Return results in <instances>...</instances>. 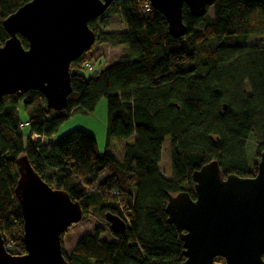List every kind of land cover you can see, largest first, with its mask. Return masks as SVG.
<instances>
[{"label":"trees","instance_id":"obj_1","mask_svg":"<svg viewBox=\"0 0 264 264\" xmlns=\"http://www.w3.org/2000/svg\"><path fill=\"white\" fill-rule=\"evenodd\" d=\"M27 1L0 0V44L8 37L2 20ZM148 3L115 0L89 21L96 42L121 45L124 52L95 73L83 69L84 62L96 65L92 47L72 61L66 107L48 109L34 90L0 102V231L10 253L25 252L14 192L22 154L50 186L81 204L83 218L94 211L106 221L110 212L126 222L114 233L106 221L111 241L97 229L84 233L68 254L61 238L68 264H179L183 246L167 222L168 195L192 194V172L213 159L223 177L256 173L246 146L253 137L258 157L264 149V42H258L264 37V0H215L200 16L183 5L186 31L177 38L157 10H145ZM250 36L259 39L248 43ZM18 37L26 48V39ZM102 95L107 107L102 154L95 137L81 128L50 139L73 110L91 112ZM165 142L169 176L159 169Z\"/></svg>","mask_w":264,"mask_h":264},{"label":"water","instance_id":"obj_2","mask_svg":"<svg viewBox=\"0 0 264 264\" xmlns=\"http://www.w3.org/2000/svg\"><path fill=\"white\" fill-rule=\"evenodd\" d=\"M115 0H29L2 20L8 34L0 44V102L6 95L40 92L48 109L66 107L71 92L70 63L89 50L96 34L89 21ZM167 23L173 37L184 35L183 5L191 15L208 11L215 0H147ZM18 34L27 41L25 48ZM223 110L226 104H223ZM14 187L23 219V254H12L0 231V264H68L62 234L83 218V209L62 188L50 186L26 154L16 159ZM193 193L168 195L167 222L182 242L179 264H264V149L256 173L223 177L213 159L191 174ZM104 218L114 233L126 228L119 216Z\"/></svg>","mask_w":264,"mask_h":264},{"label":"rangeland","instance_id":"obj_3","mask_svg":"<svg viewBox=\"0 0 264 264\" xmlns=\"http://www.w3.org/2000/svg\"><path fill=\"white\" fill-rule=\"evenodd\" d=\"M123 24V23H122ZM259 39L256 36H250L247 38L248 43H252L254 40ZM259 44H263L264 37L258 41ZM92 52L96 57V69L106 66L114 61H116L124 52V47L121 45H112L106 42H94L92 45ZM19 112L21 120L27 119V114L22 109L21 104L19 105ZM107 116L106 98L105 96H100L94 109L91 112H82L79 109H75L71 114L60 124L58 130L50 137L51 140L59 138L66 132L74 129L81 128L85 131L91 133L96 140L97 152L99 154L103 153L105 145V123ZM22 134L25 135L27 132V127L21 128ZM32 138H36L32 136ZM40 139H43L40 137ZM259 143L251 137L247 140V152L251 161H258V156L256 155V150L258 149ZM160 172L164 176L170 175V157L168 150V143L163 144L161 160L159 163ZM107 173L103 172L100 174V178H103ZM54 187L55 184L51 183ZM99 230V236L102 239L108 241L113 240V236L110 233V229L106 226V221L100 218L96 212L91 211L85 218H82L79 222L72 224L63 234L62 241L64 246L65 254H68L70 249L75 245L80 236L84 233H94L95 230ZM220 263H224L222 259H219ZM217 263V264H220Z\"/></svg>","mask_w":264,"mask_h":264},{"label":"built area","instance_id":"obj_4","mask_svg":"<svg viewBox=\"0 0 264 264\" xmlns=\"http://www.w3.org/2000/svg\"><path fill=\"white\" fill-rule=\"evenodd\" d=\"M149 7H150V4H149V3L146 4V5H145V10H148ZM83 69H84L86 72H92V73H95V72H99V69H100V68L96 69L91 63H89V62H84V63H83ZM33 136L38 137V136H36V135H33Z\"/></svg>","mask_w":264,"mask_h":264}]
</instances>
